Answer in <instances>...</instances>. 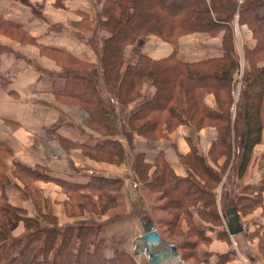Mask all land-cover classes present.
Masks as SVG:
<instances>
[{"label":"trees","instance_id":"16d2710c","mask_svg":"<svg viewBox=\"0 0 264 264\" xmlns=\"http://www.w3.org/2000/svg\"><path fill=\"white\" fill-rule=\"evenodd\" d=\"M21 1L26 3L28 0ZM62 1L54 0L56 4ZM101 3L97 12L99 40L95 43L102 45L99 62L104 85H98L94 78L85 74L88 68L70 66L67 57L69 60L63 66L66 72L62 77L65 83L56 95L81 102L88 112L86 126L99 133L102 140L84 143L60 139L66 149H80L83 155L96 161L122 165L130 159L116 139L117 125L101 95L103 89L110 91L124 111L130 102L144 98L127 121L126 135L130 142L134 140L133 133L150 142L165 138V130L175 132L183 124L197 131L215 127L218 138L208 155L201 154L191 139L185 137L190 142L189 148L179 152L188 170L185 177L175 173L162 152L156 162L150 163L146 160V150L133 151L137 182L159 193L165 201L163 210L173 216L166 223L169 231L173 234L182 229L184 233L183 220L186 227L194 225L187 235L195 233L197 237L186 238L179 249L183 261L193 258L196 264L200 244L209 242L208 228L222 223L215 189L223 182L231 163L242 177L254 163L255 149L263 141L264 13L259 15L258 10L264 0H102ZM82 14L84 18L89 17L88 13ZM236 15L240 25H247L252 30L253 43L246 46L251 49L248 57L252 62L245 70L244 87L233 119L230 111L232 90L235 73L240 67L235 46ZM39 18L43 19V16ZM1 22L17 27L16 23L0 17ZM219 32H224L223 55L194 62L178 59L181 36L206 34L213 37ZM149 34L170 42L173 53L161 59L143 53L136 61L125 60V48ZM42 47L45 52L69 55L61 48H48L44 44ZM77 70H81L80 73ZM145 83L148 90L142 96ZM208 93L215 95L216 107L206 104ZM233 128L236 135L234 149ZM10 153L0 138V264H140L133 254L125 251L116 250L113 256H106L107 240L101 236L103 224L95 221L118 204V197L112 191L118 192L122 188L121 176L108 178L95 174L86 184L71 183L70 187L67 182L55 179L64 195L63 200H59L63 205L62 213L66 219H73V222L60 225L61 217L55 210L57 202L47 199L36 185L37 181L47 177L36 169L16 163L12 174L30 193L37 215L29 216L25 208L9 201L6 186L11 178L5 160ZM233 156L239 159H231ZM248 182L236 200L237 209L247 213L263 202V183ZM21 222L25 231L15 236L13 231ZM186 243L192 246L188 253L184 252L188 247Z\"/></svg>","mask_w":264,"mask_h":264},{"label":"crops","instance_id":"0c3cea01","mask_svg":"<svg viewBox=\"0 0 264 264\" xmlns=\"http://www.w3.org/2000/svg\"><path fill=\"white\" fill-rule=\"evenodd\" d=\"M28 1L32 4L34 2L42 4L43 7L40 8L42 20L33 18L32 15L29 20L26 19L25 24L22 19H25L23 17L31 7L26 6L21 0H1L0 17L17 24V27L11 28L20 30L22 27L24 31H28L30 36L36 40L34 42L36 45L44 44L48 48H61L87 63H95L96 70L99 69V76L95 75L96 81L102 84L103 75L99 54L93 45L94 41L99 40L97 11L100 6L94 10L92 0H67V8L55 6L54 0ZM82 12L88 13L89 17L84 18ZM258 13L260 15L264 13V4L260 6ZM88 22H90L89 25ZM53 24L62 25L67 28V32L51 31L49 26ZM238 28L243 43L252 46L253 34L249 27L239 25ZM74 34L80 36L81 39L74 38ZM208 41L201 43L194 35L181 37L178 59L183 62H194L219 56L223 51L222 35ZM173 51L174 47L170 42L149 34L129 44L125 48L124 56L126 60H136L139 55L146 53L153 59H161L170 56ZM56 60L53 56L41 55L39 48L33 44L23 45L3 35L0 23V138L11 152L5 160L11 178V182L6 186L9 201L25 208L29 216L37 215V209L30 193L24 188L21 180L12 174L16 163L29 166L47 177L45 180L37 181L36 185L47 199L52 203L57 202L55 210L61 217L60 225H66L73 222V219L68 217L66 219L62 213L63 205L59 200H63L64 195L61 194V187L55 179L86 184L95 174L108 178L121 176L123 186L118 191V207L95 218V221L105 225L103 236L108 241L119 240V238L131 240L133 246L128 244L126 250L133 253V250L137 248L134 245V238L125 236L123 232L125 229L123 217L128 215L132 223L140 224L141 233L153 226L167 240L177 243L161 230V227L170 220L167 216L169 213L163 210L165 201L161 199L159 193L152 192L137 182L133 170L134 152H130L131 163L127 160L125 164L116 165L93 160L83 155L80 149L63 147L60 137L67 138V141L84 143L95 141V139L102 140V137L86 126L85 120L88 112L81 102L56 95L65 83L62 78L65 69ZM93 74L94 72L87 75L92 76ZM147 89L148 84H145L144 91ZM103 97L107 103L114 106L112 115L118 125V130L121 131L124 117L119 102L107 89H104ZM205 102L210 107L216 106L215 95L209 93ZM181 127L180 131L171 132L170 138L166 140L156 143L143 140L136 142H143V147H145L138 150H146L148 162H156L162 152L175 173L180 177H185L188 175V170L179 154L180 151L183 152L189 148L190 142L185 137L191 139L201 154L208 155L210 145L218 138V131L215 127H204L197 131L188 124H183ZM118 135L117 133L116 139ZM126 141L128 142L127 139ZM135 145L132 151H135ZM236 159L233 158L237 161L239 157ZM248 181L263 183L261 191L263 202L256 210L249 213L237 209L244 230L239 234L231 235L227 210L232 207L237 208V195L250 183ZM215 190L222 223L212 227L207 225L209 242L200 244L199 261L196 264H237L238 256L232 245L233 240H237L244 248L243 251L252 257L264 260V130L262 144L255 149L254 163L248 171L241 177L232 163L223 182ZM1 195L0 189V198ZM121 212L124 213L121 214ZM183 226L186 227L185 220H183ZM24 231L25 225L21 222L16 226L13 234L20 236ZM110 249L112 252L109 251ZM113 250L116 248L109 247L105 255L112 256ZM146 259L148 264H151L147 257ZM192 259L182 260L183 264H195Z\"/></svg>","mask_w":264,"mask_h":264},{"label":"rangeland","instance_id":"374dc122","mask_svg":"<svg viewBox=\"0 0 264 264\" xmlns=\"http://www.w3.org/2000/svg\"><path fill=\"white\" fill-rule=\"evenodd\" d=\"M66 1L67 0H63L61 3H55L56 5L55 6H57V7H62V8H67L66 6H67V4H66ZM101 1L102 0H92V8H94V10H95V8H97V6H100V4H102L101 3ZM26 6H29V7H31L30 8V10H29V12L23 17V18H25V19H22L24 22H25V24L27 23V21H26V19L27 20H29L30 19V17L33 15V18L35 17V18H37V19H40V20H42L41 18H39V17H42V12H41V10H40V8H42L43 6H42V4H40L39 2H34L33 4L32 3H30V2H28V1H26V3L25 2H23ZM168 5V4H167ZM166 5V6H167ZM98 10H99V8H98ZM31 11V12H30ZM98 12V11H97ZM29 13H31L30 15H29ZM260 15V14H259ZM238 15H236V20H235V37H236V41H235V43H236V49H237V53L236 54H238L239 55V60H240V67H239V69L236 71V76H235V79H234V84H233V90H232V96H233V103H232V105H231V108H230V111H231V114H232V117H233V119L235 118V116H236V114H237V109H236V107H237V103H238V101L240 100V98H241V94H242V91H243V87H244V75H245V70H247V66L249 67L250 66V63L252 62V61H250V59H249V57H248V53H250V51H251V49H246L247 47L246 46H249L248 44H244L243 43V41L241 40V35H240V30H239V23H238ZM48 24H50V23H48ZM58 24H53V25H50L49 27H50V29L52 28V31H64V32H67V28H64L62 25H59V26H57ZM1 26H2V34L3 35H5V36H7V37H9V38H11V39H13V40H15V41H17V42H19V43H21V44H23V45H25V44H33V45H35V46H37L38 48H39V50H40V53H41V55H43V56H47V57H50V56H53L54 58H56L57 60V62H58V64H60L61 66H62V68L63 69H65L63 66L66 64V61L67 60H69L70 59V61H69V64H70V66H74V67H77V65H80L79 66V68H84V70L86 69V68H88L89 70L87 71V73H85V74H89V73H93L94 72V74L91 76L92 78H94V80L96 81V77H95V75H97V76H99V69H98V71L96 70V64L95 63H90V64H87L85 61H83V60H81V59H79L77 56H75V55H71V54H69L70 56H73V57H75L76 59H73L72 57H69V55L67 56H63V55H61V54H59V53H56V52H53V51H44L43 50V47H42V45H36L34 42H36V40L35 39H33L31 36H30V34H29V32L28 31H24L23 29H22V27L20 28V30H16V29H13V28H11V26L8 24V23H6V22H1ZM28 26V25H27ZM250 29V28H249ZM251 30V29H250ZM252 31V30H251ZM252 34H253V32H252ZM185 35H194L195 37H196V39H197V41H199L200 40V42L201 43H207V42H209L208 40H210V39H212V38H214V37H216V36H218V35H222V38H223V36H224V32H219L218 34H216V35H214L213 37H207V35L206 34H201V35H199V34H185ZM185 35H183V36H185ZM183 36H181V37H183ZM180 37V38H181ZM74 38H77L78 40L79 39H81V37L80 36H78V35H75L74 34ZM97 41V40H96ZM179 41H180V39H179ZM133 44V43H132ZM211 44V43H210ZM94 48H95V51L99 54V60H100V51H101V47H102V45H100V44H96L95 43V41H94ZM41 47V48H40ZM63 51H66L67 52V50H64L63 49ZM125 52V51H124ZM63 54H64V52H63ZM68 54V53H67ZM143 54V53H142ZM146 54V53H145ZM224 53H223V51L221 52V54L219 55V56H221V55H223ZM140 56V55H139ZM149 56V55H148ZM69 59H68V58ZM252 57H254V55H252ZM139 58V57H138ZM137 58V59H138ZM124 59L126 60V58H125V56H124ZM136 59V60H137ZM135 60V61H136ZM127 61H134V60H127ZM88 66H87V65ZM89 66H95L94 68L93 67H90L89 68ZM100 67H101V65H100ZM102 68V67H101ZM79 71H81V70H77L76 72L77 73H80ZM66 72V69L64 70V73ZM96 73V74H95ZM102 75H103V69H102ZM102 84L101 83H99V81L97 82V84L98 85H100V86H103L104 85V79H103V77H102ZM145 84H147V83H145ZM145 84L143 85V89H142V91H141V95L142 96H144L145 95V93L147 92V90L146 91H144V86H145ZM209 94V93H208ZM207 94V95H208ZM213 94V93H212ZM101 95H102V97L104 96V89L102 90V92H101ZM206 95V96H207ZM206 98V97H205ZM144 100V98H142V100H138V99H135L134 101H132V102H130V104L129 105H126L127 107H126V111H124L121 107V105L119 104V106H120V110H121V113L123 112V117H124V119H123V124L125 125H123L122 124V127H121V131H120V129L118 130V125H117V123H116V121H115V119L113 118L114 116L112 115V120L115 122V124L117 125V130H118V137H117V139H119V141H120V143L123 145V147H124V149H125V152H127V156L130 158V152L132 153L133 151L132 150H134V145H135V150H138V149H143L144 147H143V142H136V141H139V140H143V141H148L146 138H144L143 136H140V135H138V134H136V133H133L132 135H133V138H134V140H133V142H130L129 141V139H128V137H127V135L126 134H128V126H127V121H128V119H129V117H130V115L134 112V111H136L141 105H142V101ZM106 105L109 107V110L114 114V110H113V108L112 107H114L112 104H110L109 102L107 103L106 102ZM217 106V105H216ZM216 106H214V107H216ZM135 109H134V108ZM211 108H213V107H211ZM115 116H116V114H115ZM121 116V115H120ZM121 119H122V116H121ZM234 121V120H233ZM129 123V122H128ZM182 129V127H181V125H180V127L177 129V131H180ZM173 132V131H172ZM176 132V131H175ZM163 133H166L163 137H165V138H162V139H157V140H152L151 142H153V143H156V142H158V141H163V140H166V136H168V134L169 133H171V132H167L166 130H165V132H163ZM233 135L235 136L234 137V139H233V149L235 148V146H236V135H235V130H234V128H233ZM124 138H126L127 140H128V142H129V146H128V142L126 141V139H124ZM126 145V146H124V144ZM211 146H212V144L210 145V148H209V151H210V149H211ZM209 151H208V153H209ZM234 158V156L231 158V159H233ZM223 159H221V161H222ZM129 161H130V163H131V160L129 159ZM231 166H232V163H231ZM72 182H70V181H67V185H69V184H71ZM74 184H79V183H74ZM69 187H70V185H69ZM112 193L113 194H115L117 197H118V192L117 191H112ZM118 205H119V201H118V204L115 206V207H112L111 209H116L117 207H118ZM110 209V210H111ZM127 211V210H126ZM125 211V212H126ZM108 212V211H107ZM122 213H124V212H121V214ZM167 216L170 218V220L172 219V215L169 213V214H167ZM124 218V220H125V222H124V226H125V229L123 230V232H124V235L125 236H128V237H133L134 238V245H136L135 244V240L137 239V237L140 235V234H142V233H144V232H142L141 233V226H140V224L138 223V222H136V224H134V223H132V220H131V217H128V215L127 216H124L123 217ZM169 220V221H170ZM191 227H194V225L193 224H189L187 227H184L183 226V230H184V233H183V231H182V229L181 230H179V229H177V231L176 232H174L173 234L169 231V228H168V226L165 224V225H163L162 227H161V230H163V232H165V234L167 235V237H169V238H171L173 241H175V242H177L178 243V245L181 247L183 244H184V241L186 240V238H190V239H194V238H196L197 237V235L194 233V234H192V235H187V232H188V229L189 228H191ZM205 228H207L206 226H205ZM194 230H195V232H197V230L195 229V228H193ZM105 230V225H103V230H102V232H101V236L103 237V238H105L106 240H107V238L105 237V236H103V231ZM160 232V231H159ZM161 233V232H160ZM170 233H171V235H170ZM162 234V233H161ZM172 236V237H171ZM128 244H130L131 246H133V244H132V241L131 240H127L126 238L125 239H122V238H119V240H113V241H108L107 240V242H106V249H105V251L106 250H108V248L109 247H115L116 248V250H119V251H125V252H128V253H130V251H127L126 250V247H128L129 245ZM187 245H188V247H187V249L186 250H184V252H186L187 251V253H188V251L190 250V248L192 247V246H190V244H188V243H186ZM237 245L238 246V248H239V250H241V251H243L244 250V248L239 244V242L237 241V240H233V243H232V245L234 246V245ZM120 245V246H119ZM119 247H121V248H119ZM135 248V247H134ZM116 250H113L114 252H113V255L115 254V251ZM137 250V248L136 249H134L133 250V253H131V254H133L134 255V257L136 258V260L140 263V264H148V261H147V259H146V256L143 254V255H140V256H138V255H136L135 254V251ZM105 251H104V253H105ZM109 251H111L112 252V249H110ZM180 254H181V251H180ZM112 255V256H113ZM262 261L264 262V260L262 259ZM191 263H193V262H191ZM174 264H183V261H182V256H181V259L179 260V261H177L176 263H174ZM237 264H238V262H237Z\"/></svg>","mask_w":264,"mask_h":264},{"label":"water","instance_id":"95a60500","mask_svg":"<svg viewBox=\"0 0 264 264\" xmlns=\"http://www.w3.org/2000/svg\"><path fill=\"white\" fill-rule=\"evenodd\" d=\"M229 232L236 235L244 230L243 223L236 207L227 210ZM135 254L145 255L151 264H174L181 259L179 245L167 240L153 226L146 229L135 240Z\"/></svg>","mask_w":264,"mask_h":264},{"label":"built area","instance_id":"2783aa9c","mask_svg":"<svg viewBox=\"0 0 264 264\" xmlns=\"http://www.w3.org/2000/svg\"><path fill=\"white\" fill-rule=\"evenodd\" d=\"M237 256H238V264H264L262 259L258 257H252L245 251L239 250L238 246L234 245Z\"/></svg>","mask_w":264,"mask_h":264}]
</instances>
